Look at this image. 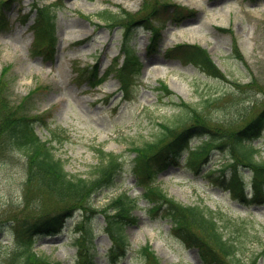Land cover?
I'll return each instance as SVG.
<instances>
[{"label": "rangeland", "instance_id": "rangeland-1", "mask_svg": "<svg viewBox=\"0 0 264 264\" xmlns=\"http://www.w3.org/2000/svg\"><path fill=\"white\" fill-rule=\"evenodd\" d=\"M54 1L15 0L9 7L7 15L11 26L0 32L2 89L13 106L33 92L23 110L31 116L48 115V124L36 122L43 139L51 137L48 125L67 130L63 142L54 141V152L70 173L84 177L93 174L99 163L96 146L120 153L125 164L116 184L93 195V206H86L88 210L76 206L60 232L37 236L35 250L50 263L82 264L84 259L89 264L92 251L94 264H145L136 250L149 243L162 264H206L196 247H189L174 234L173 222L164 216L163 210L155 214L149 212L150 204L143 197H139L138 206L133 210L138 221L126 225L128 244L124 250L111 249V238L103 229L104 206L122 192L132 196L142 194V186L136 183L131 170L135 153L132 146L151 139L157 123L177 110L170 99L179 101L181 97L198 104L205 94L224 95L208 110L220 118L221 114L236 115L243 105L254 101L264 104L261 88L264 87V0H151L160 8L155 16L134 26L131 44L144 65L128 94L119 89L120 83L112 73L106 81L92 88L87 81L76 78V71L78 67L97 62L102 74L121 50L122 27L106 26L97 13L106 8L114 12L122 9L136 12L144 0H61L58 4ZM48 3H56L54 54L44 52L42 47L36 48L35 11L28 12L32 4ZM168 3L179 4L180 10L173 9L174 4L164 7ZM189 9L194 12L188 14ZM177 14L179 16L175 17ZM98 22L102 26H96ZM153 26L161 28V34L155 35V39ZM49 41V38L43 39L41 44ZM183 42L208 49L226 77L207 74L167 50ZM234 42L244 60L235 56ZM117 58L121 63L123 53ZM159 81H165L172 89V98L161 99ZM235 81L240 84L253 81L250 87L255 88L241 89ZM199 142L197 137L190 141L191 146ZM254 143L261 147L258 158L264 159V136ZM210 154L199 173L186 163L185 151L181 164L170 165L159 172L155 182L176 201L201 204L220 210L230 218L221 225L225 235L238 243L232 264H264V206L248 205L232 198L226 188L214 180L222 171L224 178L229 176L230 169L223 167L227 156L218 148ZM209 168L214 171L211 175L205 173ZM251 176L252 172L243 168L248 190ZM27 177V155L23 149L10 147L0 154V264H26L18 256V229L26 219L31 222L47 211L60 209L58 205L47 207L49 203L42 196H26ZM28 200H32L30 207L23 206ZM88 223L93 229L94 245L87 241L81 254L79 228ZM14 251H17L15 257Z\"/></svg>", "mask_w": 264, "mask_h": 264}, {"label": "trees", "instance_id": "trees-1", "mask_svg": "<svg viewBox=\"0 0 264 264\" xmlns=\"http://www.w3.org/2000/svg\"><path fill=\"white\" fill-rule=\"evenodd\" d=\"M11 3L12 0H0V32L7 30L10 26L7 10ZM170 5L172 3L164 4V7ZM35 7L36 48L42 47L44 52L52 51L54 54L57 43L56 5L43 4L42 6L35 5ZM159 8L156 2L144 0L141 8L136 12L126 9L120 12H113L110 9L99 12V17L105 20L108 26L118 25L123 29L121 41L123 61L120 63L118 58H115L103 75L99 74L97 62L78 67L76 78H82V81H87L94 87L112 73L119 80L124 94H128L131 87L135 86V80L140 76L144 65L131 44L134 37V26L155 16ZM173 9L180 10L178 5ZM186 12L190 14L194 10L189 9ZM97 25L100 24L97 23ZM160 29V27H151L153 39L155 35L159 37L157 34H161ZM46 38L50 41L41 44V41ZM168 50L186 62L194 63L207 74L226 77L207 49L199 44L177 43ZM233 51L238 58L244 60L236 43L233 45ZM6 68L7 66L3 68L1 78ZM2 82L0 79V154L10 147L23 149L27 155L28 167L25 195L42 196L49 203L47 207L55 205H58L57 208L60 207L58 211H47L31 222L26 221L27 219L24 221L16 236L18 256L22 257L26 264L39 262L52 264L35 250L37 236L60 232L65 219L72 214L76 206H93L91 201L93 194L117 183L120 173L124 170V161L121 159V154L106 151L102 146H96L95 151L99 155V163L95 165L93 174L90 177H84L70 173L64 161L54 152L56 146L54 141L63 142L66 139L67 130L48 125L51 137L43 139L36 130V122L43 121L48 124L46 121L48 115L31 116L23 110L33 92L25 95L17 106H13L7 93L2 89ZM236 83L241 89L252 88L250 86L254 84L253 81L244 84ZM157 88L162 98L164 96L172 98L173 91L164 81H160ZM261 88L264 92V87ZM223 96L205 94L198 104L181 98L179 101L170 99L177 110L157 123L158 128L151 139L133 145L132 149L136 153L131 170L136 183L142 186L143 191L141 196H132L127 192H122L111 198L104 206V230L112 240L111 249L124 250L125 245L128 244L126 225L138 221V216L133 210L138 206L139 197H143L150 203L149 212L155 214L163 210L164 216L169 217L173 222L171 230L174 234L189 247H197L206 264H231L230 257H235L238 243L232 237L225 236L223 225H221L222 221L230 218L220 210L216 211L201 204H184L176 201L155 182L159 172L170 165L181 164L180 158L185 151L188 154L186 163L190 169L200 173L209 160L212 150L218 148L223 150L228 158L227 162H229L224 166L230 169V174L224 178L223 172L214 180L222 184L232 198L248 205H264V159L257 157L261 149L254 143L255 139L264 136V104L254 101L243 105L236 115L221 114L220 118L208 110ZM194 137H197L200 142L190 146V141ZM243 168H248L252 172L251 195L245 190ZM212 173L211 169L206 172L207 175ZM32 200H28L23 206L30 207ZM79 230L82 234L79 239L82 254L87 241L91 246L94 245V233L90 223L86 227H80ZM87 249L89 250L88 246ZM17 251H14L13 257ZM136 252L145 264H162L149 243L141 245ZM89 257V264H94L92 251ZM86 262L87 260H82V264H87Z\"/></svg>", "mask_w": 264, "mask_h": 264}]
</instances>
